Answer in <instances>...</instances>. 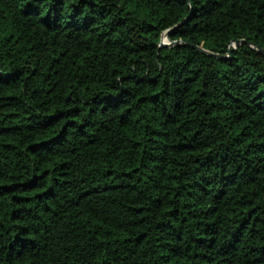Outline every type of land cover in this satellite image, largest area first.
<instances>
[{"label": "trees", "instance_id": "16d2710c", "mask_svg": "<svg viewBox=\"0 0 264 264\" xmlns=\"http://www.w3.org/2000/svg\"><path fill=\"white\" fill-rule=\"evenodd\" d=\"M260 51L264 0H0V264H264Z\"/></svg>", "mask_w": 264, "mask_h": 264}, {"label": "water", "instance_id": "95a60500", "mask_svg": "<svg viewBox=\"0 0 264 264\" xmlns=\"http://www.w3.org/2000/svg\"><path fill=\"white\" fill-rule=\"evenodd\" d=\"M169 38V33H164V35H163V37H162V41H161V46H169V45H167V44H164V39H168ZM174 45L175 44H179L178 42H174L173 43ZM234 45L233 46H235V47H237V43H233ZM194 48H196V49H198V51H200L201 53H204V54H207V55H209V56H211V57H214V58H220V56L219 55H215V54H212V53H210V52H208V51H206V50H204V49H202V48H199V47H195V46H193ZM231 49H230V53H231ZM262 54H264L262 51H260Z\"/></svg>", "mask_w": 264, "mask_h": 264}, {"label": "rangeland", "instance_id": "374dc122", "mask_svg": "<svg viewBox=\"0 0 264 264\" xmlns=\"http://www.w3.org/2000/svg\"><path fill=\"white\" fill-rule=\"evenodd\" d=\"M164 44L171 45V42L169 39H164Z\"/></svg>", "mask_w": 264, "mask_h": 264}]
</instances>
